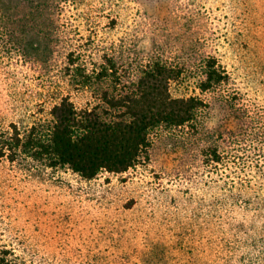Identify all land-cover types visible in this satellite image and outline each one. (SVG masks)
<instances>
[{"label": "rangeland", "instance_id": "1", "mask_svg": "<svg viewBox=\"0 0 264 264\" xmlns=\"http://www.w3.org/2000/svg\"><path fill=\"white\" fill-rule=\"evenodd\" d=\"M0 10L35 28L29 39L0 37V147L13 148L17 130L46 134L60 97L79 108L95 105L104 90L131 87L155 62L182 71L171 83L174 95L205 103L194 127L151 130L148 159L120 174L84 180L21 148L7 151L0 158V249L8 259L212 264L211 250L230 245L238 263L239 228L251 226L239 224L238 194L215 188L239 182V136L259 131L252 141L258 153L264 132V0H0ZM110 59L119 85L82 83ZM209 59L226 78L202 91ZM208 148L223 162L207 164ZM258 162L264 166V156ZM211 193L222 203L213 206ZM211 227L222 230L213 237Z\"/></svg>", "mask_w": 264, "mask_h": 264}, {"label": "trees", "instance_id": "2", "mask_svg": "<svg viewBox=\"0 0 264 264\" xmlns=\"http://www.w3.org/2000/svg\"><path fill=\"white\" fill-rule=\"evenodd\" d=\"M28 22L0 10V37L10 41L29 39L28 35L35 32V28ZM27 42L26 46H29L31 43ZM67 57L72 59L73 53ZM107 61L95 76L85 74L82 83L90 85L95 78L119 85L115 65L112 59ZM215 61L209 59L207 62L208 68L199 84L202 91L213 89L226 78ZM181 73L180 69L155 62L142 70L131 87L121 88L116 95L104 90L100 102L95 105L86 104L79 108L69 96H62L51 105L46 134L38 133L35 128L22 136L18 130L15 131L11 137L13 148L1 146L0 158L6 156L7 151L15 153L21 148L35 159H47L52 166H67L84 180H92L101 172H126L141 164L143 159H148L150 132L154 128L161 125L170 129L194 127L197 113L205 103L195 95L172 93L171 83L177 81ZM79 75L83 77V74ZM256 133L247 135L250 141L246 135L239 136V182L234 183V178H230L232 187L223 181L222 186L217 184L215 188L219 189L218 192L229 190L238 194L236 203L243 215L239 224L243 227L250 224L251 231L239 228L238 263L231 259L230 252L236 249L234 246L218 245L209 254L212 264L264 262V166L258 162L264 156V140L261 139H264V132L258 153L252 142L253 138L257 140L254 137ZM203 155L207 164L211 161L220 164L224 160L216 148L204 150ZM211 197L213 206L222 203L219 199L223 198L212 193ZM211 230L214 237L222 229L211 227ZM7 255V251L0 249V264H14Z\"/></svg>", "mask_w": 264, "mask_h": 264}]
</instances>
